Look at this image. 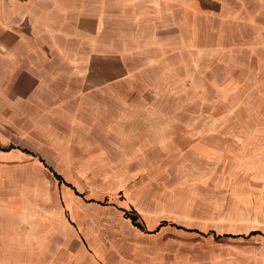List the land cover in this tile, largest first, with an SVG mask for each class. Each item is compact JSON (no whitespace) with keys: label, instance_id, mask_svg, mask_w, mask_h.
I'll return each instance as SVG.
<instances>
[{"label":"rangeland","instance_id":"374dc122","mask_svg":"<svg viewBox=\"0 0 264 264\" xmlns=\"http://www.w3.org/2000/svg\"><path fill=\"white\" fill-rule=\"evenodd\" d=\"M1 1L0 264H264V0Z\"/></svg>","mask_w":264,"mask_h":264},{"label":"crops","instance_id":"0c3cea01","mask_svg":"<svg viewBox=\"0 0 264 264\" xmlns=\"http://www.w3.org/2000/svg\"><path fill=\"white\" fill-rule=\"evenodd\" d=\"M13 4H14V6L12 7V8H10L13 12L14 11H16V9H17V5L15 4V3H17V2H19V0H10ZM0 2H2L1 0H0ZM10 14L15 18V16H14V14H12L11 12H10ZM28 13H27V11L25 12L24 10H22L21 12H16V17H21V18H23V16H25V15H27ZM31 16V15H30ZM5 38H6V40H7V42L9 43V45L11 46V47H13L14 49H16L17 48V39L15 38H13V36L12 35H9V34H5ZM30 153V152H29ZM163 227V226H162ZM161 227V228H162ZM160 228V229H161ZM159 229V230H160ZM158 231V230H157ZM195 231H197V230H195ZM156 232V231H155ZM261 233V232H260ZM259 234V233H258ZM227 235H229V236H234L235 237V233H231V234H227Z\"/></svg>","mask_w":264,"mask_h":264},{"label":"trees","instance_id":"16d2710c","mask_svg":"<svg viewBox=\"0 0 264 264\" xmlns=\"http://www.w3.org/2000/svg\"><path fill=\"white\" fill-rule=\"evenodd\" d=\"M25 151L30 152V151H28V150H25ZM30 153H32V152H30ZM42 160L45 162L44 159H42ZM51 170L53 171V169H51ZM53 172H54L55 176H56L59 180L63 181V179H62V177L60 176V174H58V173L55 172V171H53ZM69 185L71 186V184H69ZM127 216L131 217V219H132L134 225H137L140 229H141V228H142V229L145 228L144 225L140 224V222H139V218H138V216H137L136 214L131 213V212H128V213H127ZM164 225H165V223L160 224V226L156 229V231L159 230V229H160L162 226H164ZM190 230H191V229H190ZM256 233H260V232H259V231H253V232H251V235H252V234H256ZM235 236H242V235H235Z\"/></svg>","mask_w":264,"mask_h":264}]
</instances>
